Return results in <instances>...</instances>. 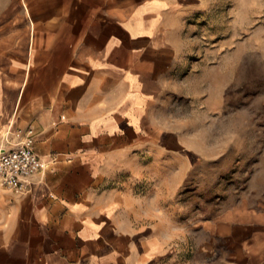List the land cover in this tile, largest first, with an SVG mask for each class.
<instances>
[{"label":"crops","instance_id":"crops-1","mask_svg":"<svg viewBox=\"0 0 264 264\" xmlns=\"http://www.w3.org/2000/svg\"><path fill=\"white\" fill-rule=\"evenodd\" d=\"M195 2L0 0V150L30 131L44 163L28 191L0 185V264H163L161 211L148 225L113 183L163 153L197 157L168 111L188 79ZM253 213L224 222H264ZM241 229L224 256L200 246L202 259L172 264H264V231Z\"/></svg>","mask_w":264,"mask_h":264},{"label":"rangeland","instance_id":"rangeland-1","mask_svg":"<svg viewBox=\"0 0 264 264\" xmlns=\"http://www.w3.org/2000/svg\"><path fill=\"white\" fill-rule=\"evenodd\" d=\"M184 18L188 79L168 111L197 157L163 153L113 183L120 198L142 200L148 225L161 211L163 264L202 259L200 246L212 261L240 244L242 227L264 231V222H224L231 212H264V0H196Z\"/></svg>","mask_w":264,"mask_h":264},{"label":"built area","instance_id":"built-area-1","mask_svg":"<svg viewBox=\"0 0 264 264\" xmlns=\"http://www.w3.org/2000/svg\"><path fill=\"white\" fill-rule=\"evenodd\" d=\"M44 168L33 147L32 132L15 147L0 150V185L14 192L28 191L30 179Z\"/></svg>","mask_w":264,"mask_h":264}]
</instances>
